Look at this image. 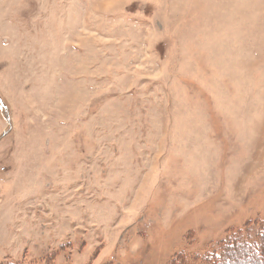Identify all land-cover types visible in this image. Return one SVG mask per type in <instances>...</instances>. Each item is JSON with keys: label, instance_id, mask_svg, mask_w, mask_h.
<instances>
[{"label": "rangeland", "instance_id": "rangeland-1", "mask_svg": "<svg viewBox=\"0 0 264 264\" xmlns=\"http://www.w3.org/2000/svg\"><path fill=\"white\" fill-rule=\"evenodd\" d=\"M0 98V264H208L264 225V0H0Z\"/></svg>", "mask_w": 264, "mask_h": 264}, {"label": "trees", "instance_id": "trees-1", "mask_svg": "<svg viewBox=\"0 0 264 264\" xmlns=\"http://www.w3.org/2000/svg\"><path fill=\"white\" fill-rule=\"evenodd\" d=\"M219 245V252L221 254L218 255L219 257L217 256L209 261L208 264H224L225 258L239 249L243 250V255L251 254L254 260H256V264H264V262H260V259L264 257V225L260 226L258 222L253 223V225L249 224L245 230L231 233ZM208 259L209 257L206 258V262Z\"/></svg>", "mask_w": 264, "mask_h": 264}, {"label": "water", "instance_id": "water-1", "mask_svg": "<svg viewBox=\"0 0 264 264\" xmlns=\"http://www.w3.org/2000/svg\"><path fill=\"white\" fill-rule=\"evenodd\" d=\"M0 104H3L2 100L0 99Z\"/></svg>", "mask_w": 264, "mask_h": 264}]
</instances>
